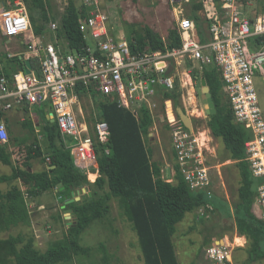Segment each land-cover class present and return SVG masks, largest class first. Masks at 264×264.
I'll list each match as a JSON object with an SVG mask.
<instances>
[{
	"label": "trees",
	"instance_id": "1",
	"mask_svg": "<svg viewBox=\"0 0 264 264\" xmlns=\"http://www.w3.org/2000/svg\"><path fill=\"white\" fill-rule=\"evenodd\" d=\"M23 2L33 32L35 35H44L48 31L47 23L56 20L52 13L49 14L50 3L47 0ZM64 3L58 27L49 37L61 52L78 51L86 45L84 33L79 29L85 9L77 5L75 0H64ZM201 7V0H193L189 6V15L196 21L200 38L203 19L197 11ZM129 23L131 29L126 37L133 52L146 49L165 50L180 46L173 19L164 34L151 24L136 21ZM2 37L7 38L4 35ZM256 44H261V40L258 39ZM6 59V68L13 64L19 68L25 65V60L18 56ZM29 61L33 68L38 69L37 58L29 57ZM4 70L6 76L11 77L13 72ZM194 74L195 71L192 72L193 79ZM201 74L206 80L215 106V113L206 118V125L213 137L221 139L227 151L225 159L235 162L240 175L236 201L230 207L223 209L222 204L216 200L218 196L209 197L202 190L189 187L179 170L172 145L170 155L174 159L173 179L169 181L162 177L161 164L152 159L153 149L148 144L152 139L149 131L154 123V115L146 106L141 105L134 115L120 107L115 100L101 101L94 95L97 118L107 122L109 136L106 143H95L98 176L91 182L86 172L72 162L70 150L64 144L58 125L50 120V109L44 105L45 109H42L40 117L37 116V122L33 119L22 122V126L34 134L31 144H27L28 136L15 137L6 143H0V162L11 166L9 174L0 175V183L9 185L5 190L0 188V233L14 227L20 229L15 234L0 237V264H58L74 255L87 252L90 247L80 243V235L95 221L107 218L111 197L117 199L121 214L136 234L143 264H179L172 240L176 225L187 213L195 214V210L198 211L202 207L210 213L222 210L226 215L233 216L235 231L247 240L243 264L264 263V221L252 211L258 179L253 176L247 161L244 160V143L250 137V132L233 121L227 99L221 98L222 84L217 67L209 65ZM76 91L80 98H83L85 91L80 84ZM164 97L172 99L174 108L181 106L178 86L176 90L165 91ZM88 107L85 115L89 132L94 137L93 123L96 118L93 116L92 107ZM164 130L170 131L167 123L164 124ZM10 144L15 147L10 149ZM14 150L18 154L17 165L12 162ZM37 158L44 162L49 158V161L42 170L28 171V168H32L31 161ZM30 179L33 180V186L29 187L25 195L17 181L24 180L23 184L28 186ZM79 185H88L91 196L84 201L64 205L71 208L76 219L67 227L62 239L52 241L41 251L35 245L33 233L27 231L31 215L26 196L35 199L41 193L55 191L57 198L64 202ZM208 204L212 206V210L206 207ZM204 216L206 217V214ZM210 242L214 243L207 234L203 244L209 245Z\"/></svg>",
	"mask_w": 264,
	"mask_h": 264
},
{
	"label": "built area",
	"instance_id": "2",
	"mask_svg": "<svg viewBox=\"0 0 264 264\" xmlns=\"http://www.w3.org/2000/svg\"><path fill=\"white\" fill-rule=\"evenodd\" d=\"M168 1L180 46L136 52L132 51L126 34L111 31L104 0H80L85 16L79 22V29L84 33L86 45L70 52H61L53 42L42 47L35 38L23 0L4 1L0 30L7 38L22 36L24 51L14 56L22 60L37 58L38 69L31 65L30 72L25 73L24 66L17 67L7 77L0 62V143L8 141L5 123L8 111L46 105L70 150L72 162L93 182L89 171L94 166L91 163L96 162L95 143H106L109 136L107 122L97 118L94 95L101 101L115 100L134 115L141 105L153 114L160 98L179 170L191 189L202 190L211 197L216 187L211 170L217 165L208 164V156H213L208 154L209 145L205 137L201 139L202 130L197 124L190 128L183 125L172 99L164 97V92L178 86L181 98L195 97L192 72L202 75L207 66L213 65L220 73L233 121L250 132L244 143V160L258 179L252 211L264 221V119L253 82L254 76L264 80V8L248 16L238 0H201L203 10L197 11L203 19L200 38L195 19L183 6L184 3L190 6L193 0ZM56 27L54 22L49 25L53 31ZM257 37L261 44H256ZM12 56L7 54L8 58ZM78 84L83 87L82 97L87 99L96 118L94 137L76 91ZM167 102L173 120L169 118ZM205 211L199 208L198 216H204ZM217 242L207 247V256L211 261H229L232 249Z\"/></svg>",
	"mask_w": 264,
	"mask_h": 264
},
{
	"label": "rangeland",
	"instance_id": "3",
	"mask_svg": "<svg viewBox=\"0 0 264 264\" xmlns=\"http://www.w3.org/2000/svg\"><path fill=\"white\" fill-rule=\"evenodd\" d=\"M47 1L51 6L49 14L52 13L56 20L47 23L46 28L48 31L44 35H35L37 42H39L42 47L52 41L49 35H53L52 33H54V31L49 28V25L51 22H54L58 27L59 17L65 7L64 0ZM75 1L77 5H80V0ZM239 2L243 5V12L248 16H253L264 8V0H240ZM104 3L107 5L106 8L111 21V31L114 33L123 32L122 34L128 35L131 29V24L129 22L136 21L154 25L161 34H164L167 25L173 19L171 6L168 0H104ZM3 6L4 4L2 7ZM183 6L185 12L188 14L189 6L186 3H184ZM200 9L203 10V7ZM2 36L3 34L0 30V45H4V47L13 50L14 46L12 42L15 40H11L9 44H6V38ZM10 38L11 37H8L7 39ZM88 42L92 44L90 38ZM0 49L2 48L0 47ZM0 53L2 52L0 51ZM190 66L191 64L189 67ZM191 68L193 69V65ZM183 78L186 80L185 76H183ZM193 81L195 97L190 99H183L180 97V108H182L191 119L192 124L196 123L199 129L202 130L203 134H201L200 137L201 139L205 137L204 140L209 145L208 154L210 155L212 153L213 156H208V164L218 166V168L216 166L211 170L216 186L214 195L218 196L216 200L218 203L222 204L223 209H226V207H230L233 202L236 201L237 188L240 184V175L237 166L234 164L235 162L230 159H225L227 151L221 139L211 135L206 125L205 107L200 98V82L199 79ZM253 82L257 92L258 104L262 110L264 119V80L258 76H254ZM220 95L222 99H226L223 91L220 92ZM81 104L84 114H86L89 109L87 99L81 98ZM167 105L169 118L173 120L174 115L169 108L170 102H167ZM42 109H45L44 105L27 108L24 106L15 107L8 111L5 118L8 140H12L15 137L28 136L27 144H31L34 141V134L28 132L29 130L22 126V122L27 119H33L37 122V116L40 117ZM153 115L154 123L149 131V136H151L152 139L148 143L153 149L152 159L157 160L161 164L162 177L171 181L174 174V159L171 158L170 155V131L164 130V124H166L165 107L160 98H158V104ZM193 126L196 127L194 124ZM38 129L39 126L37 127V130ZM37 137H40L38 133ZM38 140L39 143H41V138ZM14 147L15 145L10 144V149ZM17 157L18 154H16V150H14L12 154L13 165L19 163ZM47 161H49V158H47L45 162L40 161L38 158L33 159L31 161V171L44 169L47 165ZM81 165L83 164L81 163ZM91 165L94 166L90 167L91 170L89 173H94V176L89 175V178L93 181L98 176V164L94 161ZM10 172L11 166L0 162V175L9 174ZM23 181L19 180L17 183H19L24 194L27 195L26 191L29 187L33 186V180L30 179V184L28 186L24 185ZM8 187V184L0 183V188L2 190ZM26 203L31 215L30 227L27 231L33 233L36 247L44 251L52 241L62 239L67 227L72 223L73 219H69L70 224L66 222L64 208L67 206H64V202L57 198L55 191L41 193L35 199L26 196ZM109 204L110 213L107 218L101 221H95L80 235V243L85 247H90L89 250L83 254L74 255L65 262H60L58 264H143L136 234L125 216L121 214L117 199L111 197L109 199ZM209 208L212 210V206H209ZM209 213L210 212L205 211L206 217H198L197 210H195V214L193 212L187 213L184 219L177 223L172 240L175 245V252L179 264H243L244 258L246 257L244 249L247 240L245 239L244 241L240 238L241 235L235 231L233 216L226 215L222 210H214L210 214ZM21 229L25 230L24 228ZM19 230L18 227H14L9 231L0 233V237L5 238L9 234H15ZM207 234L211 236L213 241H218V244L226 243V246L232 249L229 261L220 263L209 259L206 249L213 242H210L209 245L203 244L204 240L207 238Z\"/></svg>",
	"mask_w": 264,
	"mask_h": 264
},
{
	"label": "water",
	"instance_id": "4",
	"mask_svg": "<svg viewBox=\"0 0 264 264\" xmlns=\"http://www.w3.org/2000/svg\"><path fill=\"white\" fill-rule=\"evenodd\" d=\"M3 4H4L3 0H0V8L2 7ZM172 66H173V63L171 65H169V67L166 71L167 73H169L171 71ZM30 68H31L30 61L28 59H26L25 65L23 67V71L25 73H29ZM194 78L199 79L200 87H201L200 98H201L202 103L205 107L206 118H209V116L211 114L215 113V106L213 103V99H212L209 87L206 84L205 78L202 75H199L198 72H196L194 74ZM176 113H177L178 117L180 118V120L184 126H186L187 128H190L192 126L191 119L186 115V113L184 112V110L182 108H180V107L176 108ZM48 117L50 118L51 121H53V118H51L50 115H48ZM21 168H23V167H21ZM28 171H31V168H28ZM61 188H63V187H61ZM90 196H91V192L89 190V186L88 185H79L77 188H74L72 190L71 197L64 201V205H67V204L72 203L74 201H77V202L84 201ZM64 213L66 216V222L68 224H70V221H69L70 218H72L73 221H75L76 218L72 214L71 208H68V207L64 208Z\"/></svg>",
	"mask_w": 264,
	"mask_h": 264
},
{
	"label": "crops",
	"instance_id": "5",
	"mask_svg": "<svg viewBox=\"0 0 264 264\" xmlns=\"http://www.w3.org/2000/svg\"><path fill=\"white\" fill-rule=\"evenodd\" d=\"M11 40H15L14 42H12V44H13V50H11V49H9V48H6V47H4V45H0V47L2 48V49H0V51L2 52V53H0V62H1V64L3 65V72L5 73V70L4 69H8L7 71H9L10 73H12L15 69H17V66L16 65H10V66H8V68H6V64H7V59H6V57H7V54L8 53H10V54H12L13 56L14 55H18L19 53H22L23 51H24V45H23V38H22V36H15V37H11L10 39H5V41H6V44H9V42L11 41ZM10 47V46H9ZM12 56V57H13ZM226 97V96H225ZM227 99V98H226ZM46 108H48V107H46ZM5 118H6V115H5ZM6 121V120H5ZM6 123V122H5ZM89 175H93L94 176V173H89ZM65 217V216H64ZM240 238H242L244 241H245V236H243V235H241L240 236ZM243 248V247H242ZM246 253V252H245ZM246 258V257H245ZM244 258V259H245ZM243 259V260H244ZM261 264H264V263H261Z\"/></svg>",
	"mask_w": 264,
	"mask_h": 264
},
{
	"label": "flooded vegetation",
	"instance_id": "6",
	"mask_svg": "<svg viewBox=\"0 0 264 264\" xmlns=\"http://www.w3.org/2000/svg\"><path fill=\"white\" fill-rule=\"evenodd\" d=\"M176 115H177V113H176ZM178 116V115H177ZM179 118V117H178ZM180 119V118H179ZM192 122V121H191ZM194 125L196 124V123H193Z\"/></svg>",
	"mask_w": 264,
	"mask_h": 264
},
{
	"label": "bare ground",
	"instance_id": "7",
	"mask_svg": "<svg viewBox=\"0 0 264 264\" xmlns=\"http://www.w3.org/2000/svg\"><path fill=\"white\" fill-rule=\"evenodd\" d=\"M186 80H187V78H186ZM203 134V133H202Z\"/></svg>",
	"mask_w": 264,
	"mask_h": 264
}]
</instances>
